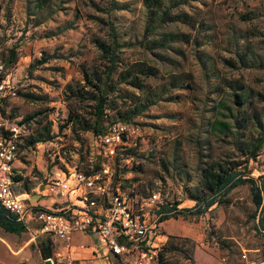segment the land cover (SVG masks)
<instances>
[{
  "label": "rangeland",
  "instance_id": "1",
  "mask_svg": "<svg viewBox=\"0 0 264 264\" xmlns=\"http://www.w3.org/2000/svg\"><path fill=\"white\" fill-rule=\"evenodd\" d=\"M35 1L0 0V60L13 48L14 60L3 73L17 90L2 100V114L18 121L41 112L20 127L13 166L21 179L14 183L15 190L27 191L38 183L41 190L46 178L96 161L93 132L81 130L66 117L71 108L72 114L92 122L89 96L94 89L84 87L87 94L82 100L73 92L83 84L81 66L91 77V70L102 64L93 39L107 42L109 24L119 42L127 45L119 49L122 63L142 61L157 69L142 81L144 89H157L160 95L128 121L134 130V153L125 150L120 157L132 160L113 163L114 170L129 180L124 187L132 183L138 194L160 188L168 203L188 208L193 200L187 192L197 186L198 168L204 162L244 160L237 144L245 146L250 133L246 116L254 111L264 122V0H46L40 9ZM159 5L166 10L165 17L174 19L158 21L149 35L145 28L152 23L150 10ZM37 19L42 21L33 25ZM164 38L169 41L157 45ZM40 57L47 59L36 64ZM97 71L104 76L103 67ZM117 72L106 79L102 126L130 113L143 94ZM171 76H178L181 87L167 88ZM241 90L249 102L238 106L232 98ZM20 91L33 92L39 99L25 100ZM227 106L236 111L239 123L234 136L210 127L216 120L233 122L225 117ZM43 126H48L50 138L26 146V138L43 133ZM247 167L253 177L264 172V141ZM253 212L249 187L243 184L227 194L226 203L203 214L184 211L185 215L169 217L166 242L180 243L184 238L185 249L166 251L168 264H195L204 253L212 257L211 264H264V231L254 227ZM53 244L55 253L58 244ZM56 262L91 264L75 258Z\"/></svg>",
  "mask_w": 264,
  "mask_h": 264
},
{
  "label": "built area",
  "instance_id": "2",
  "mask_svg": "<svg viewBox=\"0 0 264 264\" xmlns=\"http://www.w3.org/2000/svg\"><path fill=\"white\" fill-rule=\"evenodd\" d=\"M0 62V127L3 125L2 100L16 95V88L3 73ZM134 133L128 122L115 121L106 126L101 134L93 136L95 155L93 164L82 169L61 171L29 190H14L13 162L18 153L21 128L7 126L6 133H0V205L15 215L25 225L27 214L40 227L42 233L59 242L58 250L45 260L65 259L74 233H96L106 253L118 258H127V264H158L156 251L161 244L155 242L160 233L159 209L165 205V192L160 188L145 194H138L124 173L114 170L113 163L131 161V156L120 157L125 150H131ZM97 165L96 168L94 165ZM73 181V183L71 182ZM30 194L34 198L30 199ZM48 197V204L40 196ZM241 258H246L242 253Z\"/></svg>",
  "mask_w": 264,
  "mask_h": 264
},
{
  "label": "trees",
  "instance_id": "3",
  "mask_svg": "<svg viewBox=\"0 0 264 264\" xmlns=\"http://www.w3.org/2000/svg\"><path fill=\"white\" fill-rule=\"evenodd\" d=\"M114 1V0H113ZM46 2V0H36L35 6L37 8H41L42 5ZM161 5L157 8L151 9L150 14H153L151 19L152 23L149 27L145 29L148 30V34H153L154 30L158 26V21H171L174 19V16H166V10H161ZM165 17V18H164ZM42 19H37L34 21L33 25H38ZM109 31V40L103 41L99 38H94L93 43L99 51V57L102 61V64H99L94 67L92 71V76L89 77L88 71L86 68L81 66V75L83 84L79 89H75L73 92V96L78 100L85 99V95L87 91L84 89L86 86H90L94 89V94L90 95L89 98L92 99V122L89 123L83 119H81L78 113L72 114L73 111L71 108L68 109V114L66 120L69 123H78L79 128L81 130H90L93 132V136L97 134H101L106 126L115 121H125L128 122L132 115L141 112L143 109H146L149 105L153 104L157 99L160 98L159 92L157 89H144L146 85L142 81L143 77L154 76L157 72V69L154 66L145 65L142 61H134L129 63H122V58H120V48L127 46L124 43L119 42L117 39V35L112 24L108 26ZM159 45L160 42H163L165 45L166 42L169 41V38H164L161 40H157ZM46 57H40L35 60L36 64H40L46 61ZM14 60V50L13 48L8 49V53L3 60L0 62L4 67L12 64ZM103 67L105 69L104 76L98 74L97 69L99 67ZM121 67V69L117 72V69ZM117 72V76L127 85L141 90L143 93L140 96L139 102L134 105L131 112L127 114H121L118 116L117 120H112L105 126H102L101 120L104 116V109L106 103L107 96V87L108 83L106 79H108L111 75ZM188 75V74H185ZM186 77H189L186 76ZM167 88H177L181 87V81L178 76H171L167 83ZM68 88V86H66ZM243 89V88H242ZM17 93V90H16ZM19 95L23 97L25 100L34 101L39 99V96L29 91H20ZM234 104L238 106H242L244 104H248L249 100L247 98V94L244 90H241L239 93L234 94V98H232ZM225 117H231L233 122H228L225 120H216L210 123V127L213 130H217L218 132L224 134L225 136H234L237 132L238 127V119L236 117V111L232 108V106L226 107ZM2 112V111H1ZM40 111H34L30 114H27L22 117L21 120H14V118L10 115H3V125L0 127V133L7 132L8 125H18L21 127L23 124L27 123L32 118L39 115ZM245 121L250 124V133L248 138L245 141V146L243 144H237L241 153L244 155L243 161H238L233 158H214L209 161L204 162L198 168V180L197 186L195 188L189 190L187 195L193 200V205L188 208H179L177 204L168 203L167 198L165 199V205L161 206L159 212H161L160 220H165L171 216L176 215H185L184 211H188L192 215H200L204 212L211 209V207H215L222 203L227 202V194L235 187L243 184H247L249 187L251 201L254 205L253 218H256L255 228L261 229L264 231V172L259 173L256 177H253L249 174V168L247 167V161L249 159L254 158L259 147L262 145L264 141V122L261 117L254 111L250 112L248 116H246ZM236 137V136H235ZM21 138V134H20ZM50 138L49 128L48 126H43V133H37L35 135H29L25 140L26 146H32L37 142L44 141ZM237 143V142H236ZM19 145V142H18ZM131 153H134V150H129ZM128 156V155H126ZM125 156V157H126ZM96 164L94 167L96 168ZM20 176L13 175L12 180L14 182L20 180ZM14 187V186H13ZM27 189V188H25ZM22 189L21 191L25 190ZM15 190V188H14ZM16 192H21L17 191ZM163 190H161L162 192ZM164 194V191L162 192ZM166 197V193H165ZM0 227L8 232L12 233H20L24 231L25 228L23 224L16 220L15 215L6 210L0 205ZM45 236L37 237L36 245L39 250V253L43 259L52 256L53 254V241L50 236L46 233ZM184 238L180 243L165 241L158 250L156 251L158 264H168L166 258V251L172 249H185L184 248ZM168 243V244H166ZM188 248V247H187ZM53 264H61L53 261Z\"/></svg>",
  "mask_w": 264,
  "mask_h": 264
},
{
  "label": "crops",
  "instance_id": "4",
  "mask_svg": "<svg viewBox=\"0 0 264 264\" xmlns=\"http://www.w3.org/2000/svg\"><path fill=\"white\" fill-rule=\"evenodd\" d=\"M35 196H31L34 198ZM42 201L48 204V197L42 195ZM166 221L160 222V233L156 236L155 242L163 244L166 241L167 234H170L165 226ZM25 230L20 233H12L3 230L0 227V264H53L43 259L39 253L34 237L42 234L39 225L27 214ZM31 229L32 232H27ZM29 234V235H28ZM95 241H93L91 238ZM52 239V238H51ZM53 242H59L52 239ZM63 254H68L72 259L90 260L91 264H127V258H118L110 253H106L99 236L96 233H74L72 235L69 250H62ZM212 257L204 253L195 264H211Z\"/></svg>",
  "mask_w": 264,
  "mask_h": 264
}]
</instances>
